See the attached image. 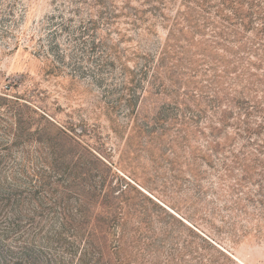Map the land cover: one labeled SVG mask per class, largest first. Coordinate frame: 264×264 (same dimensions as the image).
I'll use <instances>...</instances> for the list:
<instances>
[{"label": "rangeland", "instance_id": "obj_1", "mask_svg": "<svg viewBox=\"0 0 264 264\" xmlns=\"http://www.w3.org/2000/svg\"><path fill=\"white\" fill-rule=\"evenodd\" d=\"M104 11L114 66L84 59L74 73L47 50L52 15ZM228 12V0H0V251L264 264V81L241 94ZM237 100L262 109L245 117Z\"/></svg>", "mask_w": 264, "mask_h": 264}, {"label": "trees", "instance_id": "obj_2", "mask_svg": "<svg viewBox=\"0 0 264 264\" xmlns=\"http://www.w3.org/2000/svg\"><path fill=\"white\" fill-rule=\"evenodd\" d=\"M228 11V42L234 43L236 47L235 54L232 57L234 63L237 68L242 67L240 72H237L236 79L247 81L241 90V94L245 95L244 90H257L258 86L256 84L264 81V0H228ZM75 12H79L78 9ZM108 14L109 11H104L97 18L87 15V17H80L77 21L74 18L65 19L62 14L52 15L48 21L51 38L48 39L47 50L49 49L52 52L51 54L57 61L64 62L63 57L69 54V61L66 63L74 73L81 70L79 64L84 59L86 62H91L97 66L100 71L104 67L114 66L115 55L111 51L113 46L107 43L106 39L99 36L100 27L109 24ZM230 28L231 30H229ZM62 32L67 33L68 41L67 47L63 48L58 39ZM86 70L81 72L93 77L91 73L93 71L89 68ZM260 70H262V73ZM246 71H249V76H246ZM94 74H96L94 78H97L98 73ZM249 102V100L236 101L240 106L239 112H243L245 117L252 115L259 107L262 109L261 103L254 102L250 104ZM245 104H247L246 107ZM250 107H252V110H250ZM245 131H249V129L245 128ZM89 245L84 253V258H82V263L99 264L96 260L94 263L92 259L88 258V253H91ZM14 248L20 251H14L10 248L7 250L8 253H6L7 251L4 252L3 249L0 251V255L3 256L2 264H70L62 256L59 258L58 255L52 254L40 259L32 254L27 255L18 245H15ZM9 252H12V254ZM19 253H21L20 256Z\"/></svg>", "mask_w": 264, "mask_h": 264}]
</instances>
